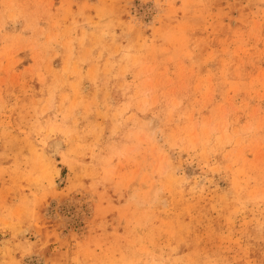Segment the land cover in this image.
<instances>
[{"label": "rangeland", "instance_id": "374dc122", "mask_svg": "<svg viewBox=\"0 0 264 264\" xmlns=\"http://www.w3.org/2000/svg\"><path fill=\"white\" fill-rule=\"evenodd\" d=\"M0 264H264V0H0Z\"/></svg>", "mask_w": 264, "mask_h": 264}]
</instances>
